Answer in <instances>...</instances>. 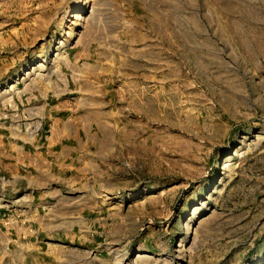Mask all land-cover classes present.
I'll list each match as a JSON object with an SVG mask.
<instances>
[{"label": "rangeland", "instance_id": "obj_1", "mask_svg": "<svg viewBox=\"0 0 264 264\" xmlns=\"http://www.w3.org/2000/svg\"><path fill=\"white\" fill-rule=\"evenodd\" d=\"M83 5L76 19L78 0H0V110L50 88L86 40L141 39L125 53L153 60L139 86L112 89L87 181L27 221L2 260L264 264V0Z\"/></svg>", "mask_w": 264, "mask_h": 264}, {"label": "crops", "instance_id": "obj_2", "mask_svg": "<svg viewBox=\"0 0 264 264\" xmlns=\"http://www.w3.org/2000/svg\"><path fill=\"white\" fill-rule=\"evenodd\" d=\"M141 42L83 41L68 53L50 88L0 110V264H9L2 255L13 253L12 237L25 235L26 222L64 201L97 167L95 144L107 147L109 139H101L95 126L103 130L115 119L112 89L123 93L126 86H139L142 63L153 60L139 48L125 53L124 47Z\"/></svg>", "mask_w": 264, "mask_h": 264}, {"label": "bare ground", "instance_id": "obj_3", "mask_svg": "<svg viewBox=\"0 0 264 264\" xmlns=\"http://www.w3.org/2000/svg\"><path fill=\"white\" fill-rule=\"evenodd\" d=\"M88 1V0H87ZM78 3H79V5H82L80 8H79V10H76V11H74V12H72V13H70V16L69 17H71V18H76V19H81L83 16V13L86 11V6H84L83 4H84V0H78ZM63 43V42H62ZM65 45V44H64ZM193 46V45H192ZM243 47L245 46L244 44L242 45ZM185 47H187L186 45H185ZM198 47L200 48V49H203V48H205V47H207V48H210V49H214L215 47H214V45H212V44H204V43H202V44H199L198 45ZM193 49V48H192ZM211 50V51H212ZM214 52H215V50H213ZM211 53V52H210ZM60 53H57L56 55H55V57L57 56V55H59ZM46 61V60H45ZM44 63V62H43ZM41 65H42V63L40 64V65H38V66H40L41 67ZM34 68H36V67H34ZM38 68V67H37ZM37 70V69H36ZM33 72V71H32ZM35 72V71H34ZM27 76V75H26ZM26 76H24V77H22L23 78V80H26ZM30 77V76H29ZM31 78V77H30ZM29 78V79H30ZM12 79V78H11ZM10 79V80H11ZM13 80V79H12ZM5 85H6V83H5ZM17 87V84H14V85H12L11 86V91L12 90H14L15 88ZM1 93H2V90L0 91ZM134 195H136V194H134ZM148 257H150V256H148ZM117 264H120V262H118Z\"/></svg>", "mask_w": 264, "mask_h": 264}]
</instances>
